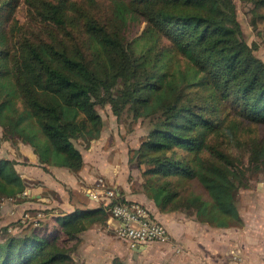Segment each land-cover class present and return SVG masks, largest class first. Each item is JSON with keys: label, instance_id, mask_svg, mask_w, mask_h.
<instances>
[{"label": "trees", "instance_id": "obj_1", "mask_svg": "<svg viewBox=\"0 0 264 264\" xmlns=\"http://www.w3.org/2000/svg\"><path fill=\"white\" fill-rule=\"evenodd\" d=\"M110 1L108 19L86 12L80 28L73 24L77 34L70 38L35 41L13 34L18 1L0 0L2 135L32 147L45 170L57 166L79 172L84 155L76 142L89 147L100 137L104 120L96 105L111 103L118 115L128 110L135 119L149 120L133 160L146 164L142 191L162 211L181 210L217 226L241 225L239 189L252 185L250 167L264 174V149L253 148L257 154L243 165L210 141L223 123L219 105L264 124V59L258 43L246 37L236 3ZM255 3L264 7V0ZM39 13L67 30L65 2L45 1ZM131 20L146 25L128 40L124 29ZM179 56L192 68L184 81L176 77ZM164 88L169 97L147 112ZM17 164L0 154V200L29 197L32 182L21 176ZM184 178L198 180L208 197L182 193ZM116 200L126 199L120 192ZM110 216L100 204L54 216L48 230L0 233V264H80L75 255L81 235ZM111 264L130 263L116 256Z\"/></svg>", "mask_w": 264, "mask_h": 264}, {"label": "rangeland", "instance_id": "obj_2", "mask_svg": "<svg viewBox=\"0 0 264 264\" xmlns=\"http://www.w3.org/2000/svg\"><path fill=\"white\" fill-rule=\"evenodd\" d=\"M18 5L15 8L13 16V27L15 36H25L32 40H47L66 39L70 38L73 33L77 34L74 25L80 28L83 24V13L93 12L99 15L103 20L108 19L113 10V4L110 0H17ZM54 2L56 4L63 1L67 4L69 24L67 30L58 27L54 23L43 19L39 13L40 6L45 2ZM256 0H234L237 5L238 18L245 31L249 42L255 41L258 43L257 53L264 58V7L256 5ZM72 19V22L70 20ZM74 24V25H73ZM146 25L145 21L131 20L124 29L125 37L131 40L140 35ZM177 79L184 81L185 77H190L192 74L191 66L186 62V59L179 56L175 59ZM170 90L164 88L156 95L153 103L146 108L150 112L162 98L169 97ZM159 100V101H158ZM97 110L104 120V128L101 137L97 141L91 142L94 147L97 145L101 147L96 149L98 152L95 155L90 154V149L85 147L82 140L76 142L79 148L84 149L85 164L96 160L100 163L98 170L94 171L97 181L101 177V165H106V161L110 158L115 160L125 167L121 173L129 174V181H132L133 186L142 189L144 181L143 170L146 164L139 166L133 156L140 143L145 139L149 127V120L146 118L135 119L128 111H123L118 115L111 103L97 104ZM219 114L223 118L221 127L214 132L210 141L212 144L218 145L225 151L230 153L235 160L243 165L249 164L251 154L255 155L253 148L259 145L264 149V124L245 119L234 112H229L225 107L219 105ZM28 146L20 145L19 143L6 139L2 135L0 129V154L12 157L17 160L18 164L29 165L32 167L38 166L31 161ZM31 150V149H29ZM264 153V151H262ZM178 154L183 155V151ZM98 155V156H97ZM208 153H204L207 157ZM110 160V161H111ZM95 161V162H96ZM105 167L104 170H106ZM55 169L53 168L52 171ZM59 170V169H58ZM109 170H106L108 172ZM72 174H69V176ZM251 177L252 185L250 187L241 186L238 194V206L243 210H251L255 207L264 208V174L256 169L250 167L248 172ZM60 176V175H59ZM63 177V176H62ZM53 178L58 184L60 190H66L71 196L72 200L80 199L89 202L87 192L89 193V186H85L84 182L79 179L78 193L73 194L69 183L65 179L53 175ZM104 180L111 186L115 185L108 181L106 177ZM68 179V178H67ZM32 184H42L43 180H31ZM182 193L188 191H195L208 197L207 191L196 179L184 178L180 180ZM31 184V185H32ZM82 184V186H81ZM43 193L51 198H61V192L50 189ZM59 194V195H57ZM60 198H59V197ZM63 202V201H62ZM0 233L5 235L7 233L14 235H21L32 231L35 227L40 230H48L53 226L52 218L57 211H65L60 207L53 206L49 201H45V205H37L33 207L23 206V202H10L7 199L0 200ZM95 203V201H93ZM32 206V205H31ZM42 212V216L38 218V213ZM26 213L31 217H25ZM241 227V226H240ZM125 240L118 238L115 234L112 225L108 222L104 224H95L85 231L78 242L76 259L80 264H111L112 260L119 256L130 264H162L166 258L162 257V252L166 248L162 244L153 243L147 247L145 251L139 252L136 256L134 250ZM165 263V262H164Z\"/></svg>", "mask_w": 264, "mask_h": 264}, {"label": "crops", "instance_id": "obj_3", "mask_svg": "<svg viewBox=\"0 0 264 264\" xmlns=\"http://www.w3.org/2000/svg\"><path fill=\"white\" fill-rule=\"evenodd\" d=\"M99 138L92 139L91 142L97 141L98 144ZM19 144L25 145L21 142ZM26 146L31 149H27L31 161L38 166L32 167L17 164V169L23 178L27 180L41 179L43 182L39 185H30L27 189L29 197L22 201L23 203L21 204L23 206L33 207L41 204L45 205V201H49L51 205L65 210L61 212L57 211L53 215L58 216L72 213L82 208L97 207L102 204L101 201L92 198L88 192L86 195L89 197V202L80 199L72 200L71 196L67 193L68 191L65 189L60 190L59 186L55 185L58 183L53 178V175L65 179L69 183L73 194L79 192L77 189L80 187L78 178L84 182L85 186H89V188H94L97 185V178L94 171L98 170L100 163L96 160H91V162L85 164L84 149H82L84 155L83 167L79 172H73L65 167L57 166H50L49 170H45L39 164L37 155L34 153L32 147L29 145ZM88 148L92 155L98 153L96 152L98 148L101 151V147L98 145L94 147L92 143H90ZM110 160L109 158L106 161V165H101V172L104 171V173L100 175L106 177L108 181L113 182L120 189L126 200L138 201L145 204L154 216L168 228L170 241L162 244L166 248L162 252V257L167 259L162 261L163 263L264 264V208L255 207L250 211L239 208L243 223L241 225L231 226H217L201 222L194 216L181 210L162 211L155 201L139 188L140 186H133L132 181H129V174H118L121 173L122 169L125 170L128 167V163L122 168V165L120 166L116 160L115 162L112 161L113 159ZM105 167H107L106 170H109L108 172L104 170ZM53 168L55 169L54 171H52ZM69 174L72 175L69 176ZM53 181L55 184H53ZM53 188L62 193L61 198L58 196L60 198L58 201L54 197L51 198L43 193L44 189L48 191ZM7 201L10 202L11 200L7 199ZM114 223H116V220H113L109 224L113 225ZM95 224L103 223H94L93 225ZM132 249L135 251V256L139 254V252L136 253L135 248L132 247Z\"/></svg>", "mask_w": 264, "mask_h": 264}, {"label": "built area", "instance_id": "obj_4", "mask_svg": "<svg viewBox=\"0 0 264 264\" xmlns=\"http://www.w3.org/2000/svg\"><path fill=\"white\" fill-rule=\"evenodd\" d=\"M120 189L104 180L101 176L97 185L89 190L92 198L108 207L111 216L108 223L112 225L118 238L127 241L131 247L144 245L146 248L153 243L165 244L170 241L168 228L159 221L151 210L143 203L133 200H116ZM38 213V218L42 216ZM25 217H31L26 213Z\"/></svg>", "mask_w": 264, "mask_h": 264}, {"label": "water", "instance_id": "obj_5", "mask_svg": "<svg viewBox=\"0 0 264 264\" xmlns=\"http://www.w3.org/2000/svg\"><path fill=\"white\" fill-rule=\"evenodd\" d=\"M145 249H146V247L144 245H137V246H135L136 253L137 252H140L142 250H145Z\"/></svg>", "mask_w": 264, "mask_h": 264}]
</instances>
